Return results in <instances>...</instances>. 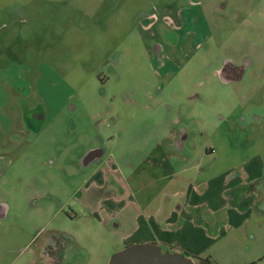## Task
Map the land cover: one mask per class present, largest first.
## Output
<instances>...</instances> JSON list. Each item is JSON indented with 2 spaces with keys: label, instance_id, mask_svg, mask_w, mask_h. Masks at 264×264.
I'll use <instances>...</instances> for the list:
<instances>
[{
  "label": "rangeland",
  "instance_id": "obj_1",
  "mask_svg": "<svg viewBox=\"0 0 264 264\" xmlns=\"http://www.w3.org/2000/svg\"><path fill=\"white\" fill-rule=\"evenodd\" d=\"M224 60L246 68L236 82L217 78ZM9 64L33 96L2 109L28 122L0 134V264L29 260L40 230L73 238L84 264H108L124 249L132 221L119 214L111 226L83 193L99 163L84 169L80 160L93 147L147 187L136 195L142 204L189 168L170 150L177 128L187 152L205 159L181 178L204 183L264 165V0H0V71ZM251 113L258 123L246 128ZM202 223L213 230L212 219ZM222 228L198 258L264 264L263 217Z\"/></svg>",
  "mask_w": 264,
  "mask_h": 264
},
{
  "label": "crops",
  "instance_id": "obj_2",
  "mask_svg": "<svg viewBox=\"0 0 264 264\" xmlns=\"http://www.w3.org/2000/svg\"><path fill=\"white\" fill-rule=\"evenodd\" d=\"M167 137L168 142L172 143L174 136L170 134ZM170 150L177 152L183 164L189 165V168L182 167V172L196 170L199 164H204L203 157L195 158L187 151ZM209 153L211 152H205ZM260 171L261 167L256 161L252 167L248 165L230 169L204 183L197 182L194 177L173 181L169 174L163 179L172 182L143 204L137 200L136 195L147 191V187L138 188L133 183L126 197L112 202L113 214L114 217L123 214L132 221L125 242L150 243L198 259L206 246L214 241L215 235L224 233V225H244L251 220L253 214L256 218L261 217L256 211L257 200L244 192L249 184L243 180L246 174L254 179ZM178 201L180 204H177ZM216 214H220L222 220L213 224ZM206 219H212L210 224L214 226L210 229L213 230L202 226V221L205 222Z\"/></svg>",
  "mask_w": 264,
  "mask_h": 264
},
{
  "label": "flooded vegetation",
  "instance_id": "obj_3",
  "mask_svg": "<svg viewBox=\"0 0 264 264\" xmlns=\"http://www.w3.org/2000/svg\"><path fill=\"white\" fill-rule=\"evenodd\" d=\"M152 26L153 25H149L148 28L151 30L153 28ZM151 52L154 55H161L163 53V49L158 43H154L152 44ZM19 71L20 68L12 66V64H9L5 69L2 68L0 71V134L5 135V133H9L12 121H19L21 124L28 122L24 117L25 115L21 116L15 111H11V114L7 115L2 111V109L7 107L11 109L12 107H15V105L20 106L23 102L26 104L33 96L32 85H28L22 81ZM245 71V67L236 65L230 60H224L216 70V76L219 81L223 83L236 82L238 77L241 78L242 75H244ZM39 83H41V81H38V79L34 83L35 93L38 99H40L38 95V92H40ZM12 95L16 98V104L15 99L12 100ZM100 96L104 97V91H101ZM40 100L44 101V99ZM43 115L39 118L44 120ZM257 121L258 117L255 113H251L249 115V119L243 117L241 120L242 125L246 128L254 126ZM29 125L32 126L33 123L29 122ZM170 134L174 136L172 143H170V148L176 151L186 152L187 150L183 147V145L188 137L187 131L183 128H177L174 132L171 131ZM104 156V148L96 146L88 150L81 158L80 166L84 169L93 163H99L88 181V186L84 189L83 193L87 196L86 201L90 206H92L91 208L95 207L96 210L103 213L109 221V224L112 226V221L115 218L113 214L112 202L118 198L126 197L130 192V187L133 185V181L126 177H122V172L116 169V165H114L112 161L103 160ZM4 159V155L0 154V166L4 162ZM257 163L261 167V171L258 176L251 179L250 176L246 174L243 177L244 182H247V185L249 184L247 189L244 188V192H246L245 194L249 197L252 196L255 200H257L256 211L264 219V165L259 161H257ZM180 173H182L181 170H175L172 175L173 181L181 179L179 176ZM2 175L3 171L0 170V176ZM6 213V206H4V204H0V219L5 218ZM114 227H117V225H114ZM39 233L40 234H38L34 239L36 246L32 256L29 260L22 264L85 263L84 257L86 256V253L70 236L52 230H40ZM125 237L121 239V244L124 248L137 243L125 242ZM158 247L161 252H173L161 246Z\"/></svg>",
  "mask_w": 264,
  "mask_h": 264
},
{
  "label": "water",
  "instance_id": "obj_4",
  "mask_svg": "<svg viewBox=\"0 0 264 264\" xmlns=\"http://www.w3.org/2000/svg\"><path fill=\"white\" fill-rule=\"evenodd\" d=\"M108 264H196L192 257L177 252H161L150 243H136L113 254Z\"/></svg>",
  "mask_w": 264,
  "mask_h": 264
},
{
  "label": "trees",
  "instance_id": "obj_5",
  "mask_svg": "<svg viewBox=\"0 0 264 264\" xmlns=\"http://www.w3.org/2000/svg\"><path fill=\"white\" fill-rule=\"evenodd\" d=\"M194 260L197 262V264H216L213 261H211V259L209 257H205V258H201V259L195 258Z\"/></svg>",
  "mask_w": 264,
  "mask_h": 264
}]
</instances>
